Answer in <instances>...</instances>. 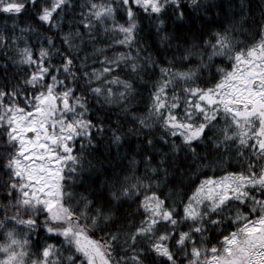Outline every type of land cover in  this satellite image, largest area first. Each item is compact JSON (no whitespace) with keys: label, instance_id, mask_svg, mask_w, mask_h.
Listing matches in <instances>:
<instances>
[{"label":"snow or ice","instance_id":"6c2138e0","mask_svg":"<svg viewBox=\"0 0 264 264\" xmlns=\"http://www.w3.org/2000/svg\"><path fill=\"white\" fill-rule=\"evenodd\" d=\"M0 264H264V0H0Z\"/></svg>","mask_w":264,"mask_h":264}]
</instances>
